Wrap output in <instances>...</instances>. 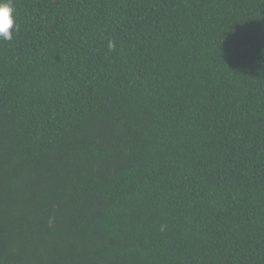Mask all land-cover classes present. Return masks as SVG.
I'll return each instance as SVG.
<instances>
[{
  "label": "trees",
  "instance_id": "trees-1",
  "mask_svg": "<svg viewBox=\"0 0 264 264\" xmlns=\"http://www.w3.org/2000/svg\"><path fill=\"white\" fill-rule=\"evenodd\" d=\"M12 4L0 264H264V0Z\"/></svg>",
  "mask_w": 264,
  "mask_h": 264
},
{
  "label": "clouds",
  "instance_id": "clouds-1",
  "mask_svg": "<svg viewBox=\"0 0 264 264\" xmlns=\"http://www.w3.org/2000/svg\"><path fill=\"white\" fill-rule=\"evenodd\" d=\"M15 9L12 0H0V41L9 42L14 38L15 31L18 26L15 23ZM113 44H109V48H113ZM163 230V226H161Z\"/></svg>",
  "mask_w": 264,
  "mask_h": 264
}]
</instances>
